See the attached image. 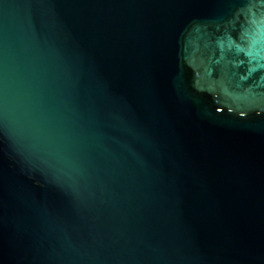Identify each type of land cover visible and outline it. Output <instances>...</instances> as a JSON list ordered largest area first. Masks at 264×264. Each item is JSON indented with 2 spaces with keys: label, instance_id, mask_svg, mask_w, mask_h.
<instances>
[{
  "label": "water",
  "instance_id": "obj_1",
  "mask_svg": "<svg viewBox=\"0 0 264 264\" xmlns=\"http://www.w3.org/2000/svg\"><path fill=\"white\" fill-rule=\"evenodd\" d=\"M0 264H264V0H0Z\"/></svg>",
  "mask_w": 264,
  "mask_h": 264
}]
</instances>
